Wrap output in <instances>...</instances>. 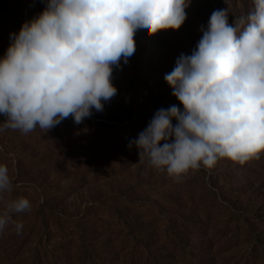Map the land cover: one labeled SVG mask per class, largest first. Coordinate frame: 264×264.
Returning <instances> with one entry per match:
<instances>
[{"label":"clouds","instance_id":"1","mask_svg":"<svg viewBox=\"0 0 264 264\" xmlns=\"http://www.w3.org/2000/svg\"><path fill=\"white\" fill-rule=\"evenodd\" d=\"M186 7V0H47L0 59V131H48L69 117L81 124L93 109L102 112V102L117 94L113 68L136 51V31L178 30ZM228 15L214 10L191 55L181 53L164 76L183 110L158 109L129 143L139 162L147 158L177 180L221 159L243 165L264 152V0H253L234 25ZM12 191L0 164V200ZM30 209L27 198L6 201L0 232L13 224L21 234L13 215Z\"/></svg>","mask_w":264,"mask_h":264},{"label":"rangeland","instance_id":"2","mask_svg":"<svg viewBox=\"0 0 264 264\" xmlns=\"http://www.w3.org/2000/svg\"><path fill=\"white\" fill-rule=\"evenodd\" d=\"M186 2V20L180 29L162 30L154 35H149L147 29L136 31V51L126 64L121 60L120 67L113 68L112 83L117 94L109 102H102V112L93 109L91 117L81 124L69 117L48 131L39 127L27 134L11 129L0 131V164L7 166L13 182V191L4 193L0 209L4 210L6 201L27 198L30 211L15 214L28 216L29 220L23 224L29 223L32 217L34 222L35 216L41 213H80L92 203L95 204L93 212L98 214L126 213L157 218L183 213L196 219L212 201L208 192L212 186L264 232V152L259 159L243 165L221 159L211 169L202 166L177 180L149 166L147 158L139 162L136 146L129 148L130 141L151 121L146 119L153 117L158 109L177 105L183 110L164 76L173 70L181 53L191 55L202 38L201 28L207 30L213 11L229 9L228 22L234 25L236 17L246 15L253 8V0ZM46 3L47 0H0V59L14 43V35L19 34L22 25L42 13ZM4 120L0 115V125ZM140 120L144 122L134 124ZM172 123L175 125L176 121ZM98 165L112 173L107 177L102 172L95 173ZM182 194L184 197L180 199ZM198 204L202 211L197 210ZM186 207L195 212L187 211ZM222 215L221 212V221L230 217L224 214L222 218ZM242 223L240 220L238 229L233 222L231 232L224 236L218 249V264H264V250L256 257L248 256L241 248L248 251L251 243L243 247L226 243L240 230L245 233L249 228H244ZM190 229L198 233L193 227ZM189 236L193 237L190 233ZM231 246L234 248L229 249ZM2 248L0 255L16 254L15 260L22 252L12 246Z\"/></svg>","mask_w":264,"mask_h":264},{"label":"trees","instance_id":"3","mask_svg":"<svg viewBox=\"0 0 264 264\" xmlns=\"http://www.w3.org/2000/svg\"><path fill=\"white\" fill-rule=\"evenodd\" d=\"M137 122L144 121L134 124ZM110 168L109 164L108 170ZM97 172H102L103 177L112 173L105 171L103 165L97 166ZM208 192L212 201L210 205L204 203L207 206L203 211L199 209L202 202L196 205L197 210L202 211L196 219L191 214L187 216L183 213H169L157 218L126 213L98 214L93 212L95 204L92 203L76 214L36 215L34 222L32 217L29 223L23 224L26 227L21 234H17L14 225L9 224L0 232L1 250L5 246H12L22 252L18 253L17 260L16 254L0 255V264H218V249L223 238L231 232L233 222L238 229L241 227L240 220H243L244 228H249L245 233L240 230L226 243L236 244L235 247L251 243L250 250H241L244 249L248 256H258L260 250H264V232L236 211L212 186ZM183 197L184 194L180 199ZM186 208L191 213L195 212L193 208ZM221 212L222 218L224 214L230 217L221 221ZM213 214L218 215L215 217ZM215 218L217 220L214 221ZM26 219L29 220L28 216L13 215V220L17 222ZM190 226L198 233H194Z\"/></svg>","mask_w":264,"mask_h":264}]
</instances>
